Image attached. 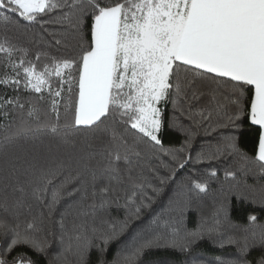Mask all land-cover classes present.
Instances as JSON below:
<instances>
[{
	"label": "snow or ice",
	"instance_id": "snow-or-ice-1",
	"mask_svg": "<svg viewBox=\"0 0 264 264\" xmlns=\"http://www.w3.org/2000/svg\"><path fill=\"white\" fill-rule=\"evenodd\" d=\"M0 89V264H40L53 249V264H142L157 249L185 259L151 264H209L194 255L205 242L234 248L214 264H264V254L249 259L264 249V224L252 212L233 222L230 200L264 206V186L211 193L215 161L264 177V0H0ZM205 97L212 113L198 107ZM201 130L217 138L195 158L208 170L190 172L166 211L110 256L193 160ZM168 131L179 147L164 146ZM148 146L166 170L152 179L136 170ZM127 185L126 215L112 217ZM210 195V212L191 221Z\"/></svg>",
	"mask_w": 264,
	"mask_h": 264
},
{
	"label": "trees",
	"instance_id": "trees-1",
	"mask_svg": "<svg viewBox=\"0 0 264 264\" xmlns=\"http://www.w3.org/2000/svg\"><path fill=\"white\" fill-rule=\"evenodd\" d=\"M25 43H30L32 40V36L28 35L27 37H20ZM3 89H0V94H3ZM214 102L211 101L208 97L203 98L201 101V104L198 107H204L207 112L212 113L214 110ZM169 116L171 114V109L169 107ZM4 125L5 122L3 120H0V142L3 141V136L5 134L4 132ZM241 131L245 132V135L243 137H239V144L243 151L248 152L250 155L253 154V142H252V133L249 132L246 128V126H241ZM182 142V136L179 134H176L174 132L168 131L163 136V143L164 146L167 147H179L180 143ZM217 143V138L215 134H205L202 130L200 131L199 136L196 139V151L192 153L193 160L186 166L185 169L180 170L176 177H175V183L166 185L164 187V191L162 194L157 198L156 203L153 205V208L155 209V212H152L150 210H145L142 214V217L140 220H133L131 223V227L129 228L128 232L122 237L123 243L116 244L112 248V252L110 253V256H114L116 252L123 247L126 244H129L133 237L135 236L136 232L142 225H146L155 214L160 212H165L167 209L168 202L171 197L175 194V190L177 187L181 184L182 181L185 180V178L189 175L190 172L195 171L196 169L203 171H207L209 168V165L207 162L203 164L196 163V156L199 154L200 151H207L211 152L215 150ZM145 155L142 156V158L137 162V171H142L143 174L148 178H153V170L158 169L159 174L163 175L165 174L166 170L160 166V161L156 159L151 154V148L148 146L145 149ZM231 166L232 169L236 172L235 180H232V178L225 179L224 172L225 170ZM212 167L216 168L218 173V179L211 182V193L216 194L221 187L227 189L230 187L232 183L239 182L242 187L244 186H252L256 189H259L260 187L264 186V177H261L258 173L253 174L251 172H245L239 169L235 164H233L230 160H223V161H215L212 164ZM155 183V181H153ZM132 185H127L121 193V198L118 202L113 203L111 206V216L112 217H118V218H124L126 215V208H125V195L130 193L132 190ZM231 208H232V220L233 222L240 223V224H246V216L249 212L254 213L258 217V223L264 224V206H261L259 203L249 205L247 201H241L239 199H236L235 197H231ZM212 204L211 195L205 200V207L201 210H197L195 207L191 211L190 220L195 222L199 215L203 213L204 215H207L210 212V206ZM66 204L61 203L58 205V211L53 214V218L55 220L59 219V214L61 212H65ZM42 211L39 205L34 206L33 212L35 214H39ZM43 211L46 213L47 209H43ZM75 217V212L71 213L66 218V225L68 227L72 226L73 218ZM190 227L193 226L192 224L189 225ZM49 227H52V225H49ZM58 249H53L52 254L50 256L44 257L40 259V264H53L56 256V252ZM234 253V248L232 247H226L223 250L214 248L210 246L208 243H201L199 247L196 249L195 254L201 255L206 261L209 262V264H214V262L218 258H225L229 257ZM264 254V249L260 248L259 246L255 247L250 254L249 259L255 261L259 256ZM37 258V257H34ZM94 259V257H93ZM180 260L183 261L185 258L182 256H174L171 252L164 250V249H157V250H149L146 251L142 257V264H151L153 261L157 260Z\"/></svg>",
	"mask_w": 264,
	"mask_h": 264
}]
</instances>
